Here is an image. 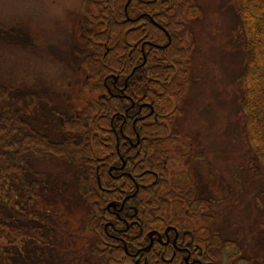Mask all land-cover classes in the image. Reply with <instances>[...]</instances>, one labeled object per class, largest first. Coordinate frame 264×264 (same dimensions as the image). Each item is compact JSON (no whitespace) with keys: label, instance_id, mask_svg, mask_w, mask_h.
Instances as JSON below:
<instances>
[{"label":"trees","instance_id":"trees-1","mask_svg":"<svg viewBox=\"0 0 264 264\" xmlns=\"http://www.w3.org/2000/svg\"><path fill=\"white\" fill-rule=\"evenodd\" d=\"M126 1L86 0L84 4L81 43L73 45L71 55L75 64L85 65L77 69L82 72L80 88L87 93L78 108L71 106L68 113L51 108L47 113L56 125L45 127L46 122L38 124L31 100H23L20 92L14 100L0 104V198L14 190L27 201V206L16 211L18 202L17 208H7L0 199V234L13 224L24 236L21 244L9 248L0 245V264H58V247L51 238L58 226L56 221L53 225L51 214L65 204L82 208L77 229L88 232L86 238L78 233L86 246L88 255L83 256L88 264H125L121 260L124 242L127 251H135L142 234L147 244L150 230L163 234L168 226L186 228L191 224L188 217L194 216L193 205L207 207L206 193L202 191V198H195L190 182L176 179L164 164L170 147L178 142L179 128L172 120L178 104L164 117L169 120L171 134L160 135V129L166 132L167 128L162 122L156 124L172 105L171 100L183 95L182 78L193 45L185 13L195 17L199 6L196 0ZM234 1L244 51L237 80L240 116L251 152L264 168V0ZM141 10L150 17L144 23L140 17L132 19ZM128 27L132 29L126 40L136 42L133 48L123 40ZM2 33L8 39L16 37L10 30ZM47 160L64 163L72 173L70 180L38 170L33 162ZM125 197L121 210L107 208L111 201L119 207ZM39 203L48 207L38 215L44 223L37 221L33 212ZM203 216L210 221V215ZM120 218L134 219L136 224L124 230L125 222ZM256 226L264 243V223ZM171 229L167 231L172 235ZM115 233L122 240L114 238ZM211 236L206 252L216 264L222 263L220 248L225 243V249L237 255L242 252L234 241L220 246V236ZM104 238L115 240L117 246H105ZM153 238L146 264H183L179 254L171 255L170 245L165 248Z\"/></svg>","mask_w":264,"mask_h":264},{"label":"rangeland","instance_id":"rangeland-1","mask_svg":"<svg viewBox=\"0 0 264 264\" xmlns=\"http://www.w3.org/2000/svg\"><path fill=\"white\" fill-rule=\"evenodd\" d=\"M195 2L199 6L197 16L185 13L193 45L182 78L183 95L177 101L172 99V105L162 112V123L168 124L164 117L178 104L172 119L179 128L178 146L173 147L175 155L168 159V170L177 174L172 176L179 180L182 177L177 172L188 174V183L199 198L206 193L208 203L203 214H210L213 221L208 222L197 207L194 212L199 219L195 218V226L203 225L208 233L219 235L223 240L220 245L234 241L242 251L235 255L240 264H264V243L256 231L257 223H264V168L251 152L240 116L237 80L244 51L237 32V7L234 0ZM80 6L81 0H0V104L14 100L20 92L23 100H31L38 124L46 122L45 127L56 125L55 118L47 113L51 108L68 113L71 106L79 107L87 93L80 88L82 72L77 69L85 65L75 64L71 55L73 45L81 43L80 20L84 9ZM8 30L16 35L15 39L2 33ZM168 127L166 132L160 129L159 134H171ZM190 144L194 152L190 151ZM33 162L38 170L63 175L65 181L72 177L64 163ZM0 199L7 208L14 205L17 208L18 202L16 211L27 206L26 197L14 190ZM42 204L36 205L33 212L36 220L44 223L39 216L48 207ZM81 209L65 204L59 207L57 215L50 209L53 225L56 221L59 232L51 236L58 247V264H88L86 246H82L78 237ZM79 235L86 238L88 232ZM23 237L20 227L11 224L0 234V245L9 248L21 244ZM108 241L104 238V245ZM125 252L121 260L132 264V258L125 257Z\"/></svg>","mask_w":264,"mask_h":264},{"label":"flooded vegetation","instance_id":"flooded-vegetation-1","mask_svg":"<svg viewBox=\"0 0 264 264\" xmlns=\"http://www.w3.org/2000/svg\"><path fill=\"white\" fill-rule=\"evenodd\" d=\"M148 1H150V0H148ZM84 2H86V1H84ZM81 6H82V3H81ZM137 12H139V14L137 15V13L135 12L136 14H134V17L132 19L136 20L137 17H140V21L142 23H144L147 21V17L150 18L148 13L143 11V10L137 11ZM82 22H83V17H82V20L80 23V27L82 26ZM130 44L133 48L135 46L136 42L133 41ZM120 90H122V89H120ZM132 105H133V103H132ZM156 113H158V111H156ZM157 119H158V117L156 118V120ZM160 122H162V121H156V124H160ZM111 125L113 126L111 128H112L113 132L115 133L116 131L114 129V123H111ZM164 125L168 126L169 124L164 123ZM120 127H121V125H120ZM108 130L109 129H106L104 132L106 134H108ZM115 138H116L115 139L116 142L118 143L119 137L117 134H116ZM181 143H183V142H181ZM181 143H180V145H181ZM190 145H191L190 151L194 152V146L192 144H190ZM177 146L178 145L175 144L171 147V150L169 151V155H168L169 157H172V154H174L173 153V147H177ZM164 164H165V160H164ZM121 168H119V169H121ZM109 171H111V169ZM177 173L181 174V176H180V177H182L181 181H187L188 180V178H187L188 174H186V173L184 174L183 172H177ZM172 175H177V174H172ZM188 189L189 188H186V191H188ZM193 194H194L195 198L199 197L195 193V191H193ZM191 201H193V198L191 199ZM187 207H189V206H187ZM187 211H189V210L187 209L186 212ZM186 212H185V214H187ZM205 215H210V214L206 213ZM118 218H117V220H119ZM188 218H189L191 224L187 225L188 227H186V228H181L180 230H177L174 226H170V228H172L171 230L173 232L172 235L169 234L167 231L169 228H167V230H166L167 232L164 231L163 234H161L159 232H157V233L155 232L152 235V242H151L152 244L150 246L148 245L150 242L145 244L146 242H145V237L143 236V234L141 235V238H139L138 247L135 249V251H132V252L127 251L128 253L125 252V249L127 250V247H126V243L124 242V252L126 255H128L129 257L132 258L131 263L132 264H143V263L146 264V260H147L146 253H148V251L151 249V247L153 245V242H154L153 236H154L156 242L158 244H162V246H164V247L166 246L165 248H168V245H170L171 255L174 256L175 254L176 255L179 254L178 256H180L182 258L183 264H216L212 260V256L206 252L208 243L212 239L211 233H206L207 229H204L205 231L203 232L201 225L195 226L196 221L199 219L197 216L194 215V216H192V218H191V216ZM120 219H122L125 222V229L124 230L128 229V227L130 225L136 224V221L134 219H131L129 221H127L125 218H120ZM210 220H212V216L210 217ZM139 233L141 234V230ZM158 234H159L161 242H159ZM115 236L116 237H114V238L122 240L121 235H118V233H117V235L115 233ZM147 238L149 241L148 236H147ZM173 239L175 240V244L172 242ZM200 241L206 242V244L204 243V245H203V244L199 243ZM114 245L117 246V244L115 243V240H113V239H111L110 241H108L105 244V246H108V247H113ZM143 247H146V248L142 250L141 248H143ZM224 256L225 255H223V259H224Z\"/></svg>","mask_w":264,"mask_h":264},{"label":"water","instance_id":"water-1","mask_svg":"<svg viewBox=\"0 0 264 264\" xmlns=\"http://www.w3.org/2000/svg\"><path fill=\"white\" fill-rule=\"evenodd\" d=\"M129 1V0H128ZM127 5V4H126ZM128 32V29L124 32V39H125V36H126V33ZM108 206H113V204L112 203H109L108 205H107V207ZM150 235H151V233H150Z\"/></svg>","mask_w":264,"mask_h":264}]
</instances>
